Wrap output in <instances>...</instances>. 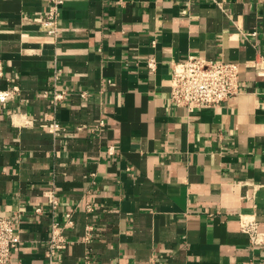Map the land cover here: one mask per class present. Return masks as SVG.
<instances>
[{
	"label": "crops",
	"instance_id": "0c3cea01",
	"mask_svg": "<svg viewBox=\"0 0 264 264\" xmlns=\"http://www.w3.org/2000/svg\"><path fill=\"white\" fill-rule=\"evenodd\" d=\"M49 5L0 0V90L17 87L0 102L12 264H49L53 222L54 264H264L241 228L249 216L264 232V75L245 66L264 60V0H65L56 35ZM189 55L240 63V92L172 104L171 65Z\"/></svg>",
	"mask_w": 264,
	"mask_h": 264
},
{
	"label": "built area",
	"instance_id": "2783aa9c",
	"mask_svg": "<svg viewBox=\"0 0 264 264\" xmlns=\"http://www.w3.org/2000/svg\"><path fill=\"white\" fill-rule=\"evenodd\" d=\"M65 0H49V11L43 21V26L48 33L56 35L59 30L58 22L61 15V7ZM253 67L258 75H264V60L256 58L245 64ZM150 72H156L158 62L156 58L147 60ZM243 67L238 62L209 59L199 55H189L186 59L175 61L171 65V91L170 101L177 107L193 112L200 108H211L227 101L241 90V74ZM17 87L11 90H0V102H7L14 96ZM47 95V92H45ZM65 91L55 90L54 101L62 100ZM103 123V122H101ZM62 126L53 121L50 125L52 132H59ZM52 207L55 208L57 200L52 199ZM66 224H72V214L68 213ZM17 216L0 215V264H12L16 249L19 247L20 234L16 227ZM241 228L246 232L253 244L260 245L264 239V232L259 230L256 219L242 216ZM65 239L62 235V225L53 222L52 233L49 240V264H54L57 250L63 245ZM78 264H131L127 260L113 263L97 262L86 256Z\"/></svg>",
	"mask_w": 264,
	"mask_h": 264
}]
</instances>
